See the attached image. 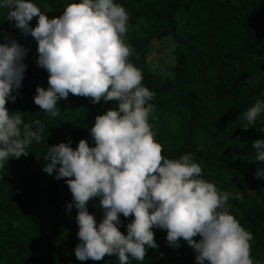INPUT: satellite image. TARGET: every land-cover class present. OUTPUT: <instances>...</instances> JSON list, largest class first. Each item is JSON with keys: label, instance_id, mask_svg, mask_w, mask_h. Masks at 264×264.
<instances>
[{"label": "trees", "instance_id": "1", "mask_svg": "<svg viewBox=\"0 0 264 264\" xmlns=\"http://www.w3.org/2000/svg\"><path fill=\"white\" fill-rule=\"evenodd\" d=\"M2 2V0H0ZM49 18L63 14L65 7L80 0H30ZM128 15V29L139 19L140 32L125 36L133 49L129 61L143 75V86L155 93L149 122L162 155L179 159L191 154L203 168L202 179L222 192H230L226 181L245 194H253L249 206L230 198L240 225L251 232V254L264 253V178L256 172L264 164L255 162L253 142L264 139V113L256 125L242 128L238 118L257 99L264 101V0H114ZM259 6V7H258ZM8 9L0 8V43L15 40L26 50V71L9 112L19 111L25 123L40 120L45 125L40 144L33 141L27 156L12 158L0 169V264H119L115 256L101 261H79L74 248L80 243L77 210L64 179L43 171L47 148L68 143L75 149L81 139L94 147L90 129L95 117L116 107L114 102L69 94L57 103L61 115L51 117L34 103L36 88H48V73L37 65L38 44L7 21ZM38 18L30 22L35 27ZM171 38L173 66L169 76L150 70L146 55L153 41ZM254 78V84H246ZM13 95H16L14 92ZM35 129V125L33 126ZM233 192V191H232ZM88 211L97 225L103 219L99 198L89 201ZM133 217L120 215L119 230ZM157 249H148L143 262L131 264H196L194 250L181 239L178 248L166 240L167 231L153 228ZM162 254V255H161ZM253 259V258H252ZM254 260V259H253ZM255 261V260H254Z\"/></svg>", "mask_w": 264, "mask_h": 264}, {"label": "clouds", "instance_id": "2", "mask_svg": "<svg viewBox=\"0 0 264 264\" xmlns=\"http://www.w3.org/2000/svg\"><path fill=\"white\" fill-rule=\"evenodd\" d=\"M0 8L8 9L7 21L38 44L37 65L48 73V88L38 86L34 96L42 112L58 117L57 103L69 94L116 105L95 117L90 129L94 147L81 139L73 149L69 140L48 147L44 157L49 163L43 171L65 180L73 201L68 211L73 206L77 210V260L115 256L119 264L143 262L148 249L158 248L152 229L159 228L167 231L170 246L186 241L196 253V264H258L251 257L252 233L226 208L236 194L202 179L203 168L191 154L179 159L162 155L149 122L155 93L143 86L141 70L129 61L133 49L124 39L129 15L122 5L80 0L52 19L30 0H2ZM25 56L15 40L0 43V169L12 158L27 156L26 149L33 141L40 144L45 131L42 121L25 123L23 113L6 107L19 95ZM245 83L254 84V78ZM262 113L264 101L257 99L238 117L242 128L255 126ZM259 130L264 133V127ZM253 148L255 162L264 164V139L254 141ZM255 175L264 178V168ZM95 198L103 210L98 225L87 207ZM121 214L133 217L127 235L118 227Z\"/></svg>", "mask_w": 264, "mask_h": 264}, {"label": "rangeland", "instance_id": "3", "mask_svg": "<svg viewBox=\"0 0 264 264\" xmlns=\"http://www.w3.org/2000/svg\"><path fill=\"white\" fill-rule=\"evenodd\" d=\"M141 27H145V23L142 19H139L136 23V26L133 29H128L126 35L140 32ZM172 50H173V42L171 41V38H167L161 41H153L151 43L150 50L148 51L145 57L148 68L150 70H155L158 74H161L163 76H169L171 68L173 66ZM226 186L227 188L230 189V192L233 191L232 193L236 194V197L243 202L244 206L250 205V201L253 198V194L249 190L246 189V192L244 194L242 193V191L239 190L237 185H234L227 181H226ZM226 208L232 210L236 215L239 214V210L233 207L231 201L227 202ZM194 239L197 240L198 242L200 237L197 236ZM194 256H196L195 252H194ZM251 257L255 261H257L258 264H264L263 252L260 251L258 252V254H254V255L251 254Z\"/></svg>", "mask_w": 264, "mask_h": 264}]
</instances>
